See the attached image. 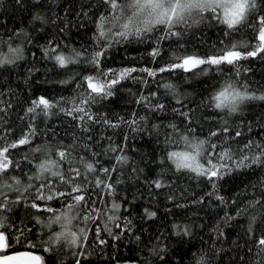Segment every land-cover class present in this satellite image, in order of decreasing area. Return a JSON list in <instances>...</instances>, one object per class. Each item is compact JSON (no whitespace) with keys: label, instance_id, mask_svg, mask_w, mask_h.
<instances>
[{"label":"trees","instance_id":"trees-1","mask_svg":"<svg viewBox=\"0 0 264 264\" xmlns=\"http://www.w3.org/2000/svg\"><path fill=\"white\" fill-rule=\"evenodd\" d=\"M101 14H110L102 0H0V52H7L9 46L23 50V59L0 66V147L25 135L30 140L9 150L13 165L4 179L14 184L11 177L18 178L21 191L6 194L11 201L18 196L21 199L3 213L7 224L15 228L6 229L12 243L8 249H0V255L30 251L42 257V264H75L73 253L80 249L63 242L45 244L60 226H44L65 211L72 198L37 201L42 209L51 207V213L31 207L42 183L51 181L57 190L71 191V186L62 185L58 177L48 173L39 180L35 178L36 165L53 159L59 161L63 173L71 168L81 170L78 183L84 184L82 194L89 207H82L80 214L91 211L97 216L87 225L89 242L83 249L87 258H81L82 264H197L201 257L204 264H264V251L258 247V240L264 237V165L233 170L213 188L205 177L176 171L167 159L168 151L176 150L169 141L179 140L182 134L208 140L206 150H211L212 143L221 145L217 151L230 147L237 158L254 153L255 149L240 151L249 141L264 144V100H248L230 115L208 102L227 77L234 79L242 91L247 85L254 95H264V53L219 69L202 65L189 72L159 71L185 55L206 58L221 54L233 44L241 45V51L254 50L259 43L256 36L259 18L264 17V0H257L248 21L228 35L226 25L207 12L202 21L196 17L197 22L190 20L189 25L174 29L180 36L161 39L165 30L160 26L142 38L130 37L114 44L99 68L82 61L61 69L46 58L50 41L65 52L75 48L86 57L99 50L94 34ZM153 48L160 49L159 56L150 55ZM125 69L134 71L113 86L112 96L84 105L94 120L80 121L66 115L67 109L86 97V76L107 72L108 79H117ZM143 69L155 70L157 75L149 77ZM65 80L69 82L63 83ZM164 84L173 85L175 92ZM40 96L59 104L49 115L41 113L33 119L32 114H26L27 109ZM157 104L165 108L156 110ZM181 112L188 113L187 118ZM133 120L138 123L132 124ZM225 127L228 133L222 131ZM212 132L217 135L211 136ZM236 132L242 135L236 136ZM42 146H47V154L33 151ZM58 150L69 152L68 160L60 161ZM121 156L127 160L118 161ZM85 162L94 163L97 169L86 179ZM104 169L109 170L108 175ZM97 176L112 184L114 191L97 188ZM157 181L162 185L159 188L155 186ZM113 203L120 205L116 213L119 219L109 224L112 235L102 231L100 239L105 243L101 245L95 228L98 225L103 229L107 217L113 214ZM129 222L130 226L124 227ZM73 223L85 226L82 219ZM17 229H27L26 239L21 238L19 243ZM185 229L188 234H184ZM45 247L51 250L45 252Z\"/></svg>","mask_w":264,"mask_h":264},{"label":"snow or ice","instance_id":"snow-or-ice-1","mask_svg":"<svg viewBox=\"0 0 264 264\" xmlns=\"http://www.w3.org/2000/svg\"><path fill=\"white\" fill-rule=\"evenodd\" d=\"M102 3L110 9V14H101L99 21L96 23L97 32L94 34V40L99 50L94 51L90 56L75 48L68 52L63 51L59 44L53 45V42H49L50 46L45 50V56L47 59L53 60L55 65L61 69L67 68L69 65L80 64L82 61H86L89 64H93L100 67L102 58L106 55L107 50L114 44H119L123 41H128L130 37L142 38L146 34L153 33L160 26L164 27V35L161 39H168L169 37L180 36L179 31H174L180 25H189V21L193 23L197 22L195 19L199 17L202 21L204 13L211 12L212 18L222 25H226L229 30L225 34L228 35L231 31L238 30V26L244 25L248 19L249 14L253 12L257 7V0H102ZM40 19V17H36ZM259 31L256 36L258 45L252 51H241L239 48L241 45L233 44L230 47L222 50L221 54H214L206 58L198 55H185L182 58H178V62L172 63L168 67H162L160 72L168 71L170 69H183L185 72L197 69L202 65L220 68L221 65H237L239 61L247 59L249 57H256L259 53H264V17L259 18ZM153 57L160 55L159 48H153L150 53ZM23 59V50L20 47L9 46L7 52H0V66L14 64L16 61ZM134 69H125L119 73L117 79H108L107 72H101L98 76H86L84 78L87 88L89 89L86 97L80 100L79 104H75L70 109L66 110V115L73 116L74 119L80 121H92L94 116L84 107L97 102L98 98H107L113 95V86L117 85L120 80H123L130 76V73ZM147 72L149 77L157 75L155 70L143 69ZM223 76V73H221ZM239 72H237V76ZM71 79V77H70ZM68 83V80L62 81ZM163 87L175 92L174 86L171 84H164ZM243 91L237 86V83L231 77L224 79L219 90H217L210 98L209 104L211 107L224 111L230 115L240 110V106L248 100L260 99L264 100V95L256 96L248 91V86L243 85ZM155 96V93L152 94ZM63 99V98H62ZM144 99H147L146 97ZM75 98H73V102ZM139 102V101H138ZM179 103V101H177ZM59 102L53 103L44 96L38 97L32 101V105L27 109L26 114H32V118L35 119L36 115L43 114L45 116L50 114L53 108L58 106ZM156 110H163L165 105L157 104L154 106ZM63 111V109H62ZM79 114V115H74ZM182 116L187 118L188 113L181 112ZM138 121L133 120L132 124H137ZM226 123V122H225ZM176 130L175 125L172 126ZM192 130L189 129V132ZM224 133H228V128L225 127L222 130ZM216 132H212L211 136L215 137ZM236 136L242 135L240 132H236ZM30 142L29 135H25L23 138L16 142L7 144L4 147H0V249H8L12 243V237L6 232L8 227L15 228V225H8L7 218L3 215L4 212L10 211L11 206L15 202H19L21 197H17L16 201H11L7 192H20L21 181L16 177H11L14 184L7 183L4 179L8 173L9 168L13 165V161L9 159L10 149H15L19 145H25ZM169 143L176 146V150H170L167 153V159L174 165L175 170L188 171L195 173L198 177H205L212 183L213 188L216 187V181L222 179L225 175L241 168H248L252 165H264V144H257L254 141H249L241 149V153L246 149H255L251 155L243 154L237 158V155L230 147H224L223 151H217L221 145L212 143L210 145L211 150H206L208 140L198 139L195 136L189 138V135L182 134L179 140H171ZM180 144H183V148H180ZM36 152H44L47 154V146H42L34 149ZM56 155L60 161L68 160L69 152L58 150ZM117 160L124 162L127 160L126 156L117 157ZM85 172L83 173L85 179L89 174L97 171L94 163L85 162ZM37 174L36 179H41L44 173H48L51 176L58 177L62 185L71 186V191H59L55 185L49 181L42 183L37 187V195L31 207L36 209L37 212L46 210L49 213L53 212L51 207H45L42 209L41 205L37 201H52L62 197L70 196L72 203L68 204L65 211L54 215L45 227L51 228L56 224L60 226L59 231H55L49 236V239L45 241V244L55 246L60 245L61 242L67 244L69 247L78 248V253H73L76 256L75 264H82V259H86L83 251L85 245L89 242V231L87 229L88 223L95 222L97 216L92 215L91 211L86 212L81 216L80 210L83 207L88 209L89 201L86 200L84 194V184L79 182V178L82 176V172L79 168H71L69 173H63L60 169V163L57 160L45 159L36 165ZM55 169V170H54ZM105 175H108L109 170H103ZM32 179V177H29ZM97 188L101 186L107 188L110 192L114 191L112 184L105 183L99 176L95 179ZM15 185V186H14ZM157 188L161 187L160 182H156ZM31 187V185H29ZM27 191V189H25ZM223 201V197H217ZM255 203V202H253ZM120 205L113 203L111 207L112 215L107 217L104 222L103 229L100 226H96L95 235L99 244L103 245L105 241L100 239L102 231L108 232L112 235V230L109 224H114L119 217L116 213L119 211ZM149 215H155V213H149ZM82 219L84 227H78L73 222ZM253 221L255 217L252 218ZM38 223H42L39 219ZM128 225L124 227H129ZM116 227L120 228L121 225L116 224ZM19 231V237L17 243L21 238L26 239L27 229H17ZM251 231V225L249 227ZM184 234H188V230H184ZM222 234V233H221ZM34 246V245H33ZM258 247L264 251V237L258 240ZM50 247H45L44 251H50ZM21 256H29L31 264H42V257L31 255L30 253H20ZM90 255V253H89ZM14 259V257L5 258V264L7 261ZM197 264H204L203 257Z\"/></svg>","mask_w":264,"mask_h":264},{"label":"water","instance_id":"water-1","mask_svg":"<svg viewBox=\"0 0 264 264\" xmlns=\"http://www.w3.org/2000/svg\"><path fill=\"white\" fill-rule=\"evenodd\" d=\"M20 253H30L31 255L39 256L36 253L30 251H18L13 253H8L4 255H0V264H5V258L14 257V259L7 261V264H31L29 256H21Z\"/></svg>","mask_w":264,"mask_h":264}]
</instances>
